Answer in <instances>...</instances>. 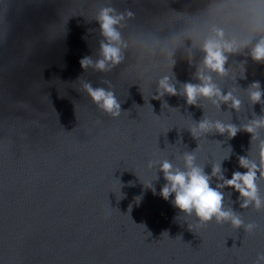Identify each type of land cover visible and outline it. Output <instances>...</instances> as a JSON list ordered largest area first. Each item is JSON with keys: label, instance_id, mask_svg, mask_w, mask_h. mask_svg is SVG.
Instances as JSON below:
<instances>
[{"label": "water", "instance_id": "95a60500", "mask_svg": "<svg viewBox=\"0 0 264 264\" xmlns=\"http://www.w3.org/2000/svg\"><path fill=\"white\" fill-rule=\"evenodd\" d=\"M207 3L0 0V264H255L264 253V210L241 209L239 193L225 188L226 205L255 230L215 221L198 225V218L174 206V194L168 200L160 195L166 180L159 164L148 167L164 159L183 167L177 156L196 151L206 173L223 161L231 179L246 171L239 156L254 157L249 133L198 140L189 128L203 118L202 107L182 96L154 99L167 71L159 53L169 40L162 38L202 40L217 27L231 38L264 23V0ZM105 6L134 15L123 30L130 45L126 60L102 73L85 70L81 60L98 59L102 36L95 16ZM175 58L176 78L197 83L184 50ZM200 59L195 51V62ZM228 66L237 78L217 82L225 93L235 88L245 108L236 113L222 105L221 112L231 111L239 125L253 111L264 114L243 91L255 81L264 90V64L239 55ZM85 82L113 90L121 116L99 109L83 90ZM205 114L228 118L208 104ZM219 182L213 177L212 186Z\"/></svg>", "mask_w": 264, "mask_h": 264}, {"label": "clouds", "instance_id": "9594fccd", "mask_svg": "<svg viewBox=\"0 0 264 264\" xmlns=\"http://www.w3.org/2000/svg\"><path fill=\"white\" fill-rule=\"evenodd\" d=\"M133 15L131 11L118 12L112 6H105L99 10L95 16L102 36L98 59L83 58L81 66L85 70L92 68L97 72L107 73L126 60L130 45L123 30L126 26V18H131ZM213 31V35L202 40L192 35L185 36L181 40L162 38L169 40L168 47L159 53L160 62L167 66V71L157 80L158 95L154 96V99H161L165 94L182 96L186 98L188 105L202 107L203 118L198 122L193 120L194 123L189 128L192 136L198 140L206 137L207 134H227L231 139L241 130L249 133L251 135L249 153H253L254 149V157L252 154L239 156V166L246 171L233 172L231 179L226 178L224 174L223 161L212 164L210 175L206 173L205 166L197 163L196 151H185L177 156L183 167L174 165L169 159L149 162L148 167L151 169L159 164L158 172H162L166 180L160 195L168 200L174 194L172 201L174 206L187 216L198 218V225H207L212 221L219 225L229 223L234 229L244 228L247 233H251L256 226L252 223L246 224L242 219L243 213L226 205L223 190L233 188L239 193L238 203L241 209L264 210V195L261 194V185L264 184V139L261 138L264 135V114L257 115L253 111L251 119L245 116L239 125L233 123L232 112H221V106L227 105L230 110L242 113L245 103L235 88H228L225 93L224 87L216 78L219 77L221 80L237 78V75L233 74L234 68L228 66L232 56L246 55L253 61L264 64V23L257 24L246 35L231 38L223 28L217 27ZM180 49L184 50L188 64H195L193 79L198 81L197 83L181 82L176 78L173 69L177 63L176 53ZM195 51L201 53L198 63L195 62ZM153 55L155 56L156 53L153 52ZM244 63L246 61L241 62L240 67L244 68ZM105 83L109 82L105 81ZM83 90L91 97L92 102L111 118L117 119L121 116V103L113 90H106L103 87L94 88L90 82L83 83ZM243 91L246 92L247 100L251 105L264 106V90L259 81L251 83ZM206 104L220 113H226L228 118H213L206 115ZM261 112L264 113V107ZM230 155L231 152L225 159L230 158ZM158 172L155 180L160 178ZM213 177L220 181L215 187L212 186ZM148 187L155 192L152 182ZM255 264H264V253L258 254Z\"/></svg>", "mask_w": 264, "mask_h": 264}]
</instances>
